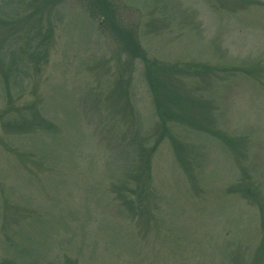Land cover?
<instances>
[{
    "label": "rangeland",
    "instance_id": "obj_1",
    "mask_svg": "<svg viewBox=\"0 0 264 264\" xmlns=\"http://www.w3.org/2000/svg\"><path fill=\"white\" fill-rule=\"evenodd\" d=\"M0 264H264V0H0Z\"/></svg>",
    "mask_w": 264,
    "mask_h": 264
}]
</instances>
